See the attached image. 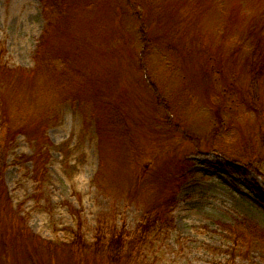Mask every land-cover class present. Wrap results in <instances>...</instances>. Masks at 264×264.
I'll use <instances>...</instances> for the list:
<instances>
[{"label": "rangeland", "instance_id": "rangeland-1", "mask_svg": "<svg viewBox=\"0 0 264 264\" xmlns=\"http://www.w3.org/2000/svg\"><path fill=\"white\" fill-rule=\"evenodd\" d=\"M263 62L264 0H0V264H264Z\"/></svg>", "mask_w": 264, "mask_h": 264}, {"label": "trees", "instance_id": "trees-1", "mask_svg": "<svg viewBox=\"0 0 264 264\" xmlns=\"http://www.w3.org/2000/svg\"><path fill=\"white\" fill-rule=\"evenodd\" d=\"M262 74H264V62L259 64L256 76H260ZM35 163H38V158L35 159ZM2 165L3 160L1 159L0 175ZM165 220L166 218L164 217V214L156 217L152 214V210H145L140 220L135 225L134 230L125 231L126 233H124L122 230H118L113 225H111L110 228L106 227V220L100 216L97 219V227L93 236V242L90 244L91 246H89L82 237L81 246L88 247L92 253L97 255H106L108 260H117L120 258V254L124 252V247L127 242H130L129 245L134 243L140 244L147 241L149 238L154 237V235L160 232V225ZM229 232L233 236L234 245H242L245 237H251L260 244L264 243V232L244 222L236 224L229 229ZM77 237L78 233H74L73 240L75 241ZM73 240L71 243L74 242ZM81 246L79 244V248ZM79 250H81V248ZM128 253L130 254V251H128Z\"/></svg>", "mask_w": 264, "mask_h": 264}]
</instances>
